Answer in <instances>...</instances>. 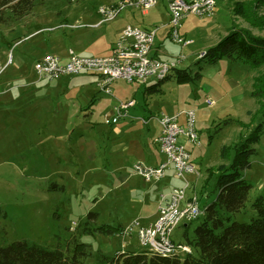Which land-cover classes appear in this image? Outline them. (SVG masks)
Listing matches in <instances>:
<instances>
[{"label": "rangeland", "instance_id": "1", "mask_svg": "<svg viewBox=\"0 0 264 264\" xmlns=\"http://www.w3.org/2000/svg\"><path fill=\"white\" fill-rule=\"evenodd\" d=\"M123 1L46 0L24 18L10 25L0 23L1 246L26 240L72 251L77 242L86 243L92 251L88 264L101 254L146 250L139 228L155 222L145 224L149 215L155 218L158 209L148 204L140 210L132 193L121 189L118 167L128 162L123 172L134 174L130 164L136 162L128 158L124 145L132 140L148 150L156 148L155 139L161 133L159 117L194 109L198 141L194 144L184 136L180 141L191 152L197 171L186 174L191 183L187 193L196 194L203 209L216 198L218 166L229 162L223 148L236 143L260 119V102L251 90L264 66L254 68L226 56L210 63L199 59V54L232 28L263 36L264 0H216L212 14L189 15L180 27L192 40L188 46L168 35L169 0H157L147 9L128 5L115 18L101 21L100 6ZM128 24L156 27L160 57L172 60L186 54L179 65L191 79L178 81L174 70L157 85L158 90L149 92L148 83L118 78L111 83L112 94H107L100 90L95 74L39 79L34 70L35 61L46 53L63 58L69 49L86 56L108 54ZM208 98L215 100L213 106L207 105ZM131 99L137 105L130 108L129 116L111 123L115 106ZM229 118L249 123L248 128L234 121L224 124ZM122 127L124 131L117 133ZM256 147L258 153L245 171L253 185L247 207L231 215L230 221L249 222L256 217L252 202L264 194V137ZM169 175L165 180L170 187L185 184L183 178ZM89 213L96 215L91 218ZM202 214L190 226L187 224L192 221L176 227L173 240L186 244L185 230L192 236ZM104 224L133 227L124 234L123 229L112 234L96 230Z\"/></svg>", "mask_w": 264, "mask_h": 264}, {"label": "trees", "instance_id": "2", "mask_svg": "<svg viewBox=\"0 0 264 264\" xmlns=\"http://www.w3.org/2000/svg\"><path fill=\"white\" fill-rule=\"evenodd\" d=\"M45 1L0 0V23L10 25L29 15L37 4H44ZM222 56L234 62L261 68L264 66V35H254L242 28H232L199 59L212 63ZM174 70L177 72L178 81L188 82L191 79L186 69L176 67ZM166 79L152 83L146 90H158L157 85ZM251 95L260 102V119L236 143L223 148V156L229 162L217 168L216 198L203 207L202 219L195 226L193 235L189 236L186 230L184 233L185 243L189 245L191 252L163 256L148 250L122 251L112 256L101 254L91 264H264V194L252 202L256 217L249 222L230 221L231 215L246 209L253 187L246 179L245 171L251 167L252 157L258 153L256 145L264 137V73L254 78ZM229 121L248 128L249 123L232 118L226 119L224 124ZM95 215L89 213L91 218ZM193 221L187 225L190 226ZM122 229L105 224L96 228L105 234L116 233ZM91 256L90 246L78 242L72 251L58 247L50 249L30 244L26 240L0 245V264H88Z\"/></svg>", "mask_w": 264, "mask_h": 264}, {"label": "built area", "instance_id": "3", "mask_svg": "<svg viewBox=\"0 0 264 264\" xmlns=\"http://www.w3.org/2000/svg\"><path fill=\"white\" fill-rule=\"evenodd\" d=\"M156 3L157 0H125L120 4L100 6L98 12L102 17L101 21H106L115 18L125 6L133 5L147 9ZM215 6L216 0H169L170 37L182 46L190 45L192 40L180 32L183 21L191 14L200 16L212 14ZM156 33V27L146 29L128 24L121 29L119 37L108 54L86 56L69 49L68 55L63 58L58 54L46 53L35 61L34 70L39 79H57L83 72L95 74L98 77L97 84L100 90L107 94H112L111 83L118 78L129 82L135 80L144 83L161 81L166 79L187 56L181 53L172 60L154 56L152 51ZM205 53V51L200 52L199 58ZM206 103L208 106H213L215 100L208 98ZM135 104V99L121 101L115 106L111 123H117L120 119L128 117L130 108ZM195 114L194 109H184L177 114L161 115L159 117L161 133L156 138V143L165 157L164 161L158 166H151L143 161L133 164L134 172L143 177L146 182L162 180L170 169H173L174 176L185 180L183 186L173 187L168 192L159 194L157 219L149 226L139 228L141 244L151 253L170 256L191 252L188 244L173 240L172 232L182 222L193 221L203 213L198 196L187 193L191 183L187 180L186 174H194L197 171L191 161V152L185 143L180 141V136H184L186 141L197 143ZM181 117H183V123H180ZM141 119L145 123L148 122L145 118ZM138 224L136 222V225ZM132 227L123 228L122 233H129Z\"/></svg>", "mask_w": 264, "mask_h": 264}, {"label": "crops", "instance_id": "4", "mask_svg": "<svg viewBox=\"0 0 264 264\" xmlns=\"http://www.w3.org/2000/svg\"><path fill=\"white\" fill-rule=\"evenodd\" d=\"M135 25L138 26L137 24ZM140 27L146 28V29L155 28V27H150V26H147V27L140 26ZM168 35H170V28L168 31ZM183 35L186 38H189L187 35L185 34ZM156 36H157V33H156ZM113 44L114 42L112 43V45ZM110 52H111V49L109 53ZM160 52H161L160 44L154 42L152 54L156 57H160ZM178 67L180 68V65H178ZM152 83L154 82L148 83V86L151 85ZM136 105H137V102L135 106ZM129 114H130V110H129ZM146 128L150 130L148 124L146 125ZM123 131L124 129L122 127L121 129L117 130V133L121 134ZM155 142H156V139H155ZM124 148L126 149L128 153V158L131 156L136 159V162L139 160L151 166H158L165 159V157H163L164 155L159 151L158 146H156V148L154 149L148 150L149 148L146 147L143 143H140L139 141L132 142L131 140L130 144L124 145ZM133 164H130L131 169L133 168ZM128 165H129L128 162H125V165L122 164L118 167L121 170V174L119 178L120 179L119 185L121 186L122 190H129L132 193L133 200L140 203L141 205L140 210L145 208L148 204L157 206L159 194L161 192H168L171 188H173V187H170V184H167L165 180L167 177L170 176L169 173H171V175L174 176L173 169H170V172H168L167 176L163 178L162 180L150 183V182H146L143 177L136 174L135 172H134L135 175L124 173L123 169L128 168ZM157 209H158V206H157ZM157 215L153 219H150L151 216L149 215L147 217V221L145 222V224H150L153 221H155Z\"/></svg>", "mask_w": 264, "mask_h": 264}]
</instances>
